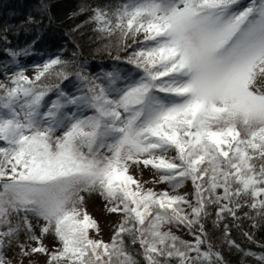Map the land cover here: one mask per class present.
I'll use <instances>...</instances> for the list:
<instances>
[{"label": "snow or ice", "instance_id": "snow-or-ice-1", "mask_svg": "<svg viewBox=\"0 0 264 264\" xmlns=\"http://www.w3.org/2000/svg\"><path fill=\"white\" fill-rule=\"evenodd\" d=\"M36 4L30 42L0 26V264H229L224 247L264 264L233 236L264 228V0H81L124 65L95 73L70 36L68 59L35 51L53 7ZM92 193L118 217L108 241Z\"/></svg>", "mask_w": 264, "mask_h": 264}, {"label": "trees", "instance_id": "trees-1", "mask_svg": "<svg viewBox=\"0 0 264 264\" xmlns=\"http://www.w3.org/2000/svg\"><path fill=\"white\" fill-rule=\"evenodd\" d=\"M89 3L95 5L97 3H105L107 0H88ZM53 7L51 9L52 22L49 25L45 20L46 29L43 31L41 41L37 44L35 51L44 53H55L61 45L66 48L64 54L65 59L71 57L74 47L72 43H68V37L70 36L76 44H82V55L84 59L90 64V71L95 73L100 71L101 68L108 71L115 66L123 67L122 63L115 62L111 56L117 54L115 48L105 50L103 44L93 42L89 37L93 36V25H85L84 21L88 19L89 14H81L72 16L71 13L78 10V6L81 0H51ZM37 4L36 0H0V26H7L13 30V33H19L18 37L9 36L13 46H23L25 42H30L35 38V33L32 29H28L26 32H21V28L24 27L25 17L29 14H36ZM77 25H83L82 29L78 33H71V29ZM68 34L66 36L65 34ZM83 34L84 39L81 40L80 36ZM104 43H107L105 41ZM4 45L0 43V49ZM99 49V50H98ZM123 55V54H121ZM47 56V55H46ZM5 57L0 54V61H3ZM3 77L0 76V79ZM63 87V85H62ZM65 90H68L67 88ZM211 211V210H210ZM249 221H243V231H251L254 234V238L257 241L256 244L247 242V240L241 235L240 231L233 230V236L238 242L242 243L245 249H251L253 252H264V248L257 247V244H264V228L251 229L249 227ZM210 231L215 232L216 243L219 247L220 232L211 228V224L207 225ZM224 253L229 264H257L254 257H243L242 254L237 253L235 249L229 250L224 247Z\"/></svg>", "mask_w": 264, "mask_h": 264}, {"label": "rangeland", "instance_id": "rangeland-1", "mask_svg": "<svg viewBox=\"0 0 264 264\" xmlns=\"http://www.w3.org/2000/svg\"><path fill=\"white\" fill-rule=\"evenodd\" d=\"M21 63L24 64L26 68V74L30 77L34 75L35 68L34 64L36 63H43L44 59H47V56L45 55L43 58L38 56H31L28 58L21 57ZM173 153H170V155ZM134 175H138V178H140L143 181L149 180L152 176V173L149 170H145L143 172L142 176H139L138 173L133 170ZM146 187H155L156 190L163 189L166 187V185L159 184V185H152L147 184ZM191 184H187L185 188L181 189V192L189 191L190 194ZM85 207L87 208V211L99 222L101 227V236L104 240L108 241L111 237L113 228L112 225L114 222L118 219V217L115 214H109L105 209V202L104 200L96 193L92 194H85ZM178 235H181L182 238L185 239H191V236L187 234L186 231H180L177 232ZM45 243H49V240H46ZM49 246L50 243H49ZM7 255L9 258H13L12 252H7ZM21 258L17 255L14 257V264H18L19 260ZM37 259L43 260V257H37ZM25 264H27V261H25Z\"/></svg>", "mask_w": 264, "mask_h": 264}]
</instances>
